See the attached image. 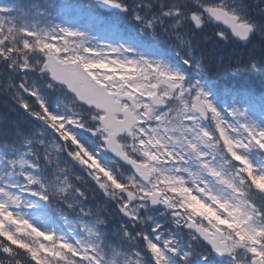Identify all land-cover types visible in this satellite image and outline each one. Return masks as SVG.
<instances>
[{"label":"snow or ice","instance_id":"snow-or-ice-1","mask_svg":"<svg viewBox=\"0 0 264 264\" xmlns=\"http://www.w3.org/2000/svg\"><path fill=\"white\" fill-rule=\"evenodd\" d=\"M209 45L264 78V0L0 4V264H264V93Z\"/></svg>","mask_w":264,"mask_h":264},{"label":"trees","instance_id":"trees-1","mask_svg":"<svg viewBox=\"0 0 264 264\" xmlns=\"http://www.w3.org/2000/svg\"><path fill=\"white\" fill-rule=\"evenodd\" d=\"M249 51H250V47L245 50V53L248 55ZM233 57H238L240 60L241 54L238 53V55H236L233 52H228L226 56V61L227 62L232 61ZM242 61H245V59ZM224 79H225V75L224 77L219 79L218 82L225 84ZM228 84L229 83H227V85ZM245 86L247 87V89L252 90L256 94L264 93V78H262L261 76L254 77V75H252V77L248 78V82L245 84ZM0 119H2L0 122V140L10 139L11 132L13 131L15 123H17V120L15 119L13 120L12 116H9L8 106L6 104H3L2 102H0ZM19 122H22V120Z\"/></svg>","mask_w":264,"mask_h":264},{"label":"rangeland","instance_id":"rangeland-1","mask_svg":"<svg viewBox=\"0 0 264 264\" xmlns=\"http://www.w3.org/2000/svg\"><path fill=\"white\" fill-rule=\"evenodd\" d=\"M218 50H219L218 46H213V48L211 49V55H215ZM240 60H241V58H240ZM9 116H10V113H9ZM1 120L2 119H0V122H1Z\"/></svg>","mask_w":264,"mask_h":264},{"label":"bare ground","instance_id":"bare-ground-1","mask_svg":"<svg viewBox=\"0 0 264 264\" xmlns=\"http://www.w3.org/2000/svg\"><path fill=\"white\" fill-rule=\"evenodd\" d=\"M248 49V48H247ZM213 62V61H212ZM244 69V68H243Z\"/></svg>","mask_w":264,"mask_h":264}]
</instances>
